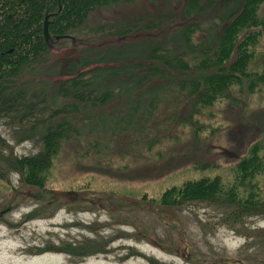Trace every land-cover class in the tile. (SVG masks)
I'll return each instance as SVG.
<instances>
[{"label": "rangeland", "instance_id": "1", "mask_svg": "<svg viewBox=\"0 0 264 264\" xmlns=\"http://www.w3.org/2000/svg\"><path fill=\"white\" fill-rule=\"evenodd\" d=\"M186 5L136 0L97 8L73 40L52 44L51 59L32 77L45 85L47 108L66 102L56 97V85L86 62L95 73L93 87L111 96L69 115L78 132L62 142L44 188L25 185L17 172L0 179V264H264V218L231 226L221 208L205 202L147 204L172 186L227 171L264 135V84L253 93L233 88L228 99L200 108L173 72L152 74L153 49L191 61L182 37L194 20ZM230 9L202 10L194 20V41L207 38L213 45L225 25L221 12ZM122 28L129 33L118 36ZM256 49L260 67L264 34ZM0 135L7 155L41 149L37 138L17 142L15 136L25 134L3 119ZM65 191L96 200L58 195ZM86 239L100 242L103 251L84 258L33 253Z\"/></svg>", "mask_w": 264, "mask_h": 264}, {"label": "trees", "instance_id": "2", "mask_svg": "<svg viewBox=\"0 0 264 264\" xmlns=\"http://www.w3.org/2000/svg\"><path fill=\"white\" fill-rule=\"evenodd\" d=\"M134 1L0 0V119L25 134L16 135L17 142L37 138L41 145L39 151L30 155H7L5 149L9 146L0 135V179L17 172L25 185L44 188L62 142L78 132L69 115L78 113L81 105L96 108L108 101L111 94L93 87L95 73L87 69L86 62L81 68L70 69L69 76L56 85V97L66 102L47 108L45 85L32 77L51 59L52 44L58 39L73 40L71 35L84 27L92 11ZM263 4L264 0H187L186 13L194 20L202 10L209 13L230 6L227 13L221 12L225 25L212 45L207 38L194 41L197 27L194 20L191 21L182 32L186 50L192 55L191 61L167 49L156 48L149 56L154 69L152 74L173 72L180 90L186 91L192 105L200 108L228 99L233 88H243L248 93L259 90L264 84V61L260 67L256 65V47L264 34V13H259ZM46 16L48 41L43 33ZM115 33L124 36L129 30L122 28ZM97 147L93 146L96 150ZM215 169L218 167L212 168ZM50 195L57 198V194ZM75 200L81 201L79 197ZM193 201L221 208L231 226H244L246 219L251 217L264 218V135L255 139L227 171L202 175L172 186L149 203L179 207ZM77 243L49 245L33 253L54 251L84 258L103 251L102 244L97 241L86 239Z\"/></svg>", "mask_w": 264, "mask_h": 264}, {"label": "water", "instance_id": "3", "mask_svg": "<svg viewBox=\"0 0 264 264\" xmlns=\"http://www.w3.org/2000/svg\"><path fill=\"white\" fill-rule=\"evenodd\" d=\"M47 26H48V22H47V16H46L45 17V20H44V24H43V33H44L45 40H48L49 39V34H48ZM67 193L68 194H72V195H74L76 197H79L81 199V197L78 196V193L75 192V191H65V192L58 193V195L65 196V194H67ZM147 204L150 205V203H147ZM153 211H154L155 214L158 215L156 208H153ZM229 261L231 263L233 262L232 259H229Z\"/></svg>", "mask_w": 264, "mask_h": 264}, {"label": "flooded vegetation", "instance_id": "4", "mask_svg": "<svg viewBox=\"0 0 264 264\" xmlns=\"http://www.w3.org/2000/svg\"><path fill=\"white\" fill-rule=\"evenodd\" d=\"M81 197V199H87L90 200L92 203H94V200H96L93 196H89V198L83 197L84 195L81 193V195H79Z\"/></svg>", "mask_w": 264, "mask_h": 264}]
</instances>
